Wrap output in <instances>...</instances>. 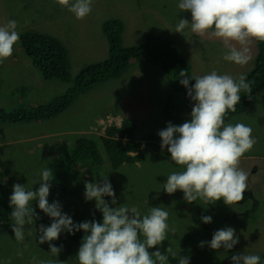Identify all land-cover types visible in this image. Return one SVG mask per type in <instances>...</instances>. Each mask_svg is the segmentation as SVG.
I'll use <instances>...</instances> for the list:
<instances>
[{"label":"rangeland","instance_id":"rangeland-1","mask_svg":"<svg viewBox=\"0 0 264 264\" xmlns=\"http://www.w3.org/2000/svg\"><path fill=\"white\" fill-rule=\"evenodd\" d=\"M177 4L178 0H94L91 13L83 19H76L54 0H0V25L14 19L20 34V39L13 45V54L0 62V108L9 112L32 108L64 94L73 85L72 82L45 80L42 77L43 69L34 65L23 48V34L34 31L63 42L68 51L70 73L76 76L87 64L108 57L110 44L103 24L112 17L124 22V45L150 40L153 34L172 40L190 62L193 75H204L215 70L218 74H230L235 78L253 69L259 52L258 41L251 43L252 60L239 73L234 72L236 64L222 59L226 51L223 42L211 35L196 36L190 29H185L180 38H175L170 29L167 37L155 33L150 28L153 24H166L172 29L181 16L191 20L190 12L180 13ZM28 9H33L35 14ZM21 86L26 89L18 92ZM171 88L175 103L184 114L189 113L185 95L178 90L173 75L147 60H138L121 77L103 82L80 95L58 117L19 124L1 122L0 192H12L15 183L26 184L30 188L39 179L40 170L48 166L53 174L49 202L58 199L66 209L64 212L72 215L76 222L91 220L93 213L96 218L98 210L95 209L94 200L86 202L84 196L80 195L78 201L74 202L76 197L73 194L59 195L61 176L59 170L53 167L58 160L57 155L72 145L73 137L94 138L102 147L100 135L105 133V129L101 121L108 122L119 117L135 121L139 131L144 134L158 135V131L167 125L162 118ZM227 123L250 126L256 141L238 165L248 174L244 199L231 206L223 203L222 199L215 205L199 200L190 204L183 200L180 190L172 195L161 190L157 196L156 190L162 187L166 176L182 170V166L171 162L165 153L146 155L135 163L114 167L109 155L103 152L101 172L94 173L95 165L90 161L92 166L88 164V167L77 163L73 173H82L79 178L84 181L102 179L98 176L109 173L118 203L136 206L142 213L146 214L152 206L166 208L169 212L168 223L175 233H170L169 240L163 242L161 250L170 247L174 252L181 251V256L191 257L190 264H226L233 253L241 251L259 254L264 252V93L254 97L241 114ZM75 180L78 179L75 177ZM84 181H81L83 185ZM38 187V183L33 185V189ZM66 198L70 200V207L66 206ZM105 199L110 202L111 198ZM33 207L41 217L35 226L49 224V218L36 207L35 201ZM252 213L254 218L250 220ZM203 215L212 216V223H203L200 219ZM35 226L30 229L32 234H26L24 244L28 247L21 257L17 255V250L23 245L15 240L10 223L0 224V260H11V264H30L33 256L50 258L48 244L37 241ZM225 226L233 227L239 236V243L232 250L198 246L200 241L211 240L212 233ZM54 243L58 246L63 244L55 264H78L75 255L79 242L71 235L62 234ZM170 260L171 264H176L174 259ZM176 260H179V256Z\"/></svg>","mask_w":264,"mask_h":264},{"label":"clouds","instance_id":"clouds-1","mask_svg":"<svg viewBox=\"0 0 264 264\" xmlns=\"http://www.w3.org/2000/svg\"><path fill=\"white\" fill-rule=\"evenodd\" d=\"M54 2L66 8L76 19H83L91 13L94 0ZM177 6L180 13L190 12L191 20L179 18L170 30L183 34L185 29H190L196 36L211 35L221 40L226 49L222 55L224 61L247 65L252 60L251 43L254 40L264 41V0H178ZM16 29L17 21L14 19L0 25V62L13 54V45L20 39ZM175 79L186 89L192 107L189 119L181 124L169 121L157 133L161 153L166 149L169 160L182 166L181 171H173L166 176L162 187L156 190L157 196L161 190L168 195L180 190L183 200L190 204L199 200L215 205L222 199L223 203L231 206L242 201L248 188V174L238 165L256 141L250 126L225 123V115L235 111L241 100V91H251L247 74L234 78L213 70L204 75L189 76L186 70L181 69ZM192 80L195 83H190ZM124 120L119 117L108 122L101 121V125L104 124L106 131L111 125L121 126ZM162 120L166 121L165 118ZM67 162L70 163L69 159ZM78 163L88 167L85 162ZM76 164L60 168L56 162L53 167L59 170L62 177L73 174ZM50 169L43 167L39 179L30 188L20 183L12 186L9 196L12 209L10 226L17 243L23 245L17 250L18 256L23 257L28 247L24 244L26 234H32L31 226L41 219L33 207L35 201L38 209L50 220L47 225L40 223L38 227L35 226L37 241L48 244L50 258L33 256L30 264H55L63 244L58 246L54 241H58L62 234L75 235L80 231H83V236L75 255L78 264H171L170 258L176 264H190L191 257L181 256V251L174 252L170 247L161 250L163 242L169 240L170 233H175L168 223L169 212L166 208L152 206L145 214L136 206L118 203L109 173L101 174L98 177L102 179L85 180L81 191H84L86 202L95 201V209L102 214V219H95L93 213L91 220L76 222L72 215L62 210L63 205L58 199L49 202L53 181ZM94 170L95 173L101 172L102 163L95 165ZM37 183L39 187L33 189ZM105 197L111 198L110 202ZM200 219L205 224L212 223L210 215H203ZM238 243L236 230L225 226L215 230L211 240L200 241L198 246L203 248L207 245L213 250L229 251ZM230 262L261 264V257L241 251L233 253ZM0 264H11V260H0Z\"/></svg>","mask_w":264,"mask_h":264},{"label":"trees","instance_id":"trees-1","mask_svg":"<svg viewBox=\"0 0 264 264\" xmlns=\"http://www.w3.org/2000/svg\"><path fill=\"white\" fill-rule=\"evenodd\" d=\"M103 28L110 44L108 57L104 60L87 64L76 76H72L70 73L67 61L68 51L63 42L53 36L34 31L23 34L21 37L23 48L32 58L35 66L43 69L42 77L45 80L59 79L64 82H72L73 85L68 87L64 94L53 97L44 103L40 102L32 108H20L10 112L0 108V123H29L58 117L73 105L76 98L81 94L88 92L103 82L121 77L130 65L138 60L149 61L163 71L171 73L174 79L178 77L181 69L186 70L189 76H193L190 62L181 54L172 40L160 38V36L153 34L149 38L150 40L127 46L123 43L122 35L125 25L120 18L112 17L105 20ZM258 46L259 52L255 65L253 69H250L251 71L246 73L247 80L251 82V91H241V100L236 105L235 111L226 113L225 123L241 114L254 97H258L264 93V41H258ZM175 80L178 84V90L185 95L184 98L188 104V108H190V113L192 102L186 95V89L180 85L178 79ZM190 83H195V81L192 80ZM25 89V86H21L18 88V92L25 91ZM189 113L184 114L180 106L175 103L173 88H171L163 113L166 122L171 121L174 124H181L189 119ZM100 142L103 148L94 138L87 136L75 138L72 141V145L66 148L61 156H58L59 158L57 157L58 167L65 168L78 162H85L89 166H92L90 161H93L94 165H100L104 161L103 152L109 155L110 161L116 167L124 163L142 160L146 155L161 153L160 137L140 132L137 123L129 119H125L121 126L114 124L108 127L105 133L100 135ZM64 147L65 145L63 144V150ZM132 152L136 154L132 155ZM164 153L169 156L166 149ZM68 159L70 163L67 162ZM88 171L93 170L88 169ZM93 172L95 173V170ZM81 174L80 172L71 174L74 179H71V175L62 176L60 179L62 186L59 195L69 194L72 196L73 194L76 197L74 202L78 201L80 195L84 196V191H81L83 187L81 181L84 180L79 178ZM75 177L78 180H75ZM10 194L11 191L0 192V224L12 223L10 215L12 209L9 206ZM66 206L70 207V200L68 198H66ZM62 210H66L64 206ZM253 218L254 214L252 213L250 220ZM95 219H102V214L99 211H97ZM82 236L83 231L71 235L79 243ZM259 255L261 257V264H264V252L259 253ZM226 264H231V262Z\"/></svg>","mask_w":264,"mask_h":264},{"label":"crops","instance_id":"crops-1","mask_svg":"<svg viewBox=\"0 0 264 264\" xmlns=\"http://www.w3.org/2000/svg\"><path fill=\"white\" fill-rule=\"evenodd\" d=\"M4 1V0H3ZM18 1H21V0H18ZM13 4H11V6H12ZM17 10V9H16ZM29 11H30V13L31 14H33L34 13V11H33V9H28ZM35 14V13H34ZM181 18H182V16H181ZM150 28L155 32V33H157V34H159V35H161V36H163V37H167V33H169V29H171V27L170 26H167L166 24H164V25H158V24H153V25H151L150 26ZM180 35H181V33H178V32H175V31H173V36L175 37V38H180ZM249 64V63H248ZM247 64V65H248ZM247 65H244V66H240V65H236L237 67H236V69L234 70V72H241V70L244 68V67H246ZM81 95H83V94H81Z\"/></svg>","mask_w":264,"mask_h":264}]
</instances>
